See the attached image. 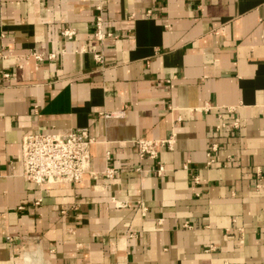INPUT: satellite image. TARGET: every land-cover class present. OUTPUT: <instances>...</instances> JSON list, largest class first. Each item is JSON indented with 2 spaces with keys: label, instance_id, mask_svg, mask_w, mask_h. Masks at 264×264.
<instances>
[{
  "label": "crops",
  "instance_id": "1",
  "mask_svg": "<svg viewBox=\"0 0 264 264\" xmlns=\"http://www.w3.org/2000/svg\"><path fill=\"white\" fill-rule=\"evenodd\" d=\"M78 127L96 176L22 177L25 134ZM31 263L264 264V0H0V264Z\"/></svg>",
  "mask_w": 264,
  "mask_h": 264
},
{
  "label": "built area",
  "instance_id": "2",
  "mask_svg": "<svg viewBox=\"0 0 264 264\" xmlns=\"http://www.w3.org/2000/svg\"><path fill=\"white\" fill-rule=\"evenodd\" d=\"M99 11L95 16L93 36L96 40L102 41L106 37H115L113 33L105 32L103 29V18L101 16L102 4L99 2L94 6ZM62 36L71 39L75 30L72 28H65L61 31ZM95 61L102 62L103 55L100 52L93 51ZM31 56L38 61L43 60L44 56L39 52H32ZM54 57L53 54L48 55V58ZM4 77H8L5 73ZM174 78V77H172ZM172 78L166 79V82L173 86ZM210 105L205 103L201 107L185 108L186 112L208 110ZM232 110V109H230ZM99 115L109 117H121L124 115L123 111H100ZM178 118H181L179 116ZM226 123L221 122L215 125L216 130L225 127ZM228 126L232 128H239V120L234 117ZM95 142V139L89 134L86 127H78L69 130L65 133H27L22 138V177L30 183L36 185L50 184V183H70L78 184L85 174L96 176V173L90 171L91 152L90 146ZM137 147V154L139 158L149 157L156 158L162 147L172 148L174 144V136L164 139H148L139 137L135 140ZM216 149V144L212 145V150ZM109 154V151H107ZM209 158L207 164H211L213 159L211 154L207 153ZM139 170V168H138ZM163 167H159L161 172ZM113 175V169L107 167L103 173L105 178H110ZM198 181V177L193 178ZM40 203V199L35 201ZM213 245L208 248L213 249Z\"/></svg>",
  "mask_w": 264,
  "mask_h": 264
},
{
  "label": "bare ground",
  "instance_id": "3",
  "mask_svg": "<svg viewBox=\"0 0 264 264\" xmlns=\"http://www.w3.org/2000/svg\"><path fill=\"white\" fill-rule=\"evenodd\" d=\"M50 184H55V183H50ZM33 262V261H32ZM32 264V263H31Z\"/></svg>",
  "mask_w": 264,
  "mask_h": 264
}]
</instances>
